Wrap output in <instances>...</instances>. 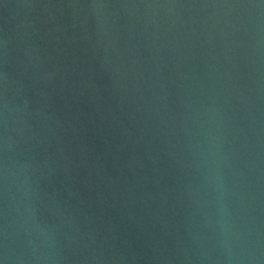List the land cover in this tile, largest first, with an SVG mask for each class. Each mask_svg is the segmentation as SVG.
<instances>
[{"label": "water", "instance_id": "95a60500", "mask_svg": "<svg viewBox=\"0 0 264 264\" xmlns=\"http://www.w3.org/2000/svg\"><path fill=\"white\" fill-rule=\"evenodd\" d=\"M0 264H264V0H0Z\"/></svg>", "mask_w": 264, "mask_h": 264}]
</instances>
